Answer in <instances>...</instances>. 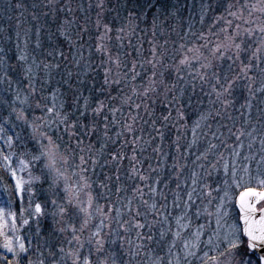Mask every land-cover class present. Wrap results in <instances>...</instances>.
Masks as SVG:
<instances>
[{
	"label": "trees",
	"instance_id": "trees-1",
	"mask_svg": "<svg viewBox=\"0 0 264 264\" xmlns=\"http://www.w3.org/2000/svg\"><path fill=\"white\" fill-rule=\"evenodd\" d=\"M3 4V10H6L10 15L7 14V18L3 21V14H0V45L6 48L9 56L15 57L21 53L27 54L29 64H32V59L35 57L36 63L32 64V69L34 80L36 79L38 101L40 102L41 108L45 106L46 102H50L51 107L55 108V111L51 114V118L48 119L47 123L49 121V123H51L53 120L59 123L60 118L56 115V112L67 114L70 120L78 115L76 106L73 102V96L75 90L79 88L82 94L81 100L83 97H88L89 95L94 98L93 101H91L93 107L95 106L96 100L99 99L104 100L106 105L110 104L112 107L119 109V111L113 113L106 107L103 113L98 117V120L101 122L98 128L102 129L103 116H108L109 136L115 139V132L123 129L124 122L127 121L131 123L132 117L137 116L134 105L136 103H141L142 97L138 99L136 95H133L130 86L124 88L127 95L131 97L128 103H124L119 97L109 101L106 95L100 94L99 84L102 82L103 73V67L100 65V61L106 60V56L102 52H98L97 48L102 44L105 45L111 51L114 59L119 53L121 59L119 71L121 75L131 67L133 60H143V71L139 63H137L136 68V71L140 72L141 75L145 77L144 81H141L139 78L136 81V91L138 93L143 92V88L139 87L141 83L147 86V76H150L152 72V65L148 63V61L152 60V49L153 47L155 48L156 57L161 61L156 67L157 81L160 79L159 73L163 71L165 84H176L177 89L184 90V95L180 98L179 104L173 102L171 106L172 115L167 122H163L159 119L162 113L167 115L168 111V104L164 100V85H157L159 91L151 94L152 100L147 101L151 116L145 113L144 105L143 103L141 104L139 116H137L134 124V132L137 136H142L143 140H138L135 147L137 149L141 147L144 149L142 153L137 151L136 155L138 161L143 165L142 174L148 177L147 181L142 182L137 177L128 179L131 173L128 170L129 162L127 158L124 160L123 166L121 167L119 182L115 180L114 176L116 166L111 162L104 164V159H108V153L110 151L120 149V144L124 140L131 141V135L127 133L119 142H108V148L105 149L104 158L101 159L103 167L98 164L94 175L91 172L88 173L92 180L111 184V191L101 189L98 183H93L91 188V192H96V194L98 192H103L102 195L109 198L99 199V204L105 207L107 211V207L111 205L121 207L128 198H131L133 200L134 209L139 206L141 213L147 211L149 215V206L153 204L154 201L158 202L160 206L162 205V201L160 194H158L155 199L150 197L152 194L149 192V188L144 186L145 183H153L154 185V181L159 179L160 184L158 185V192H162V185H167V192L175 188L176 174L175 170L171 167L173 158L175 157L177 160H181V151L183 150L186 159H194L193 155L189 153L190 151L193 154V149L188 146L187 143L184 148L182 147L183 140L190 138L189 136L183 137L182 133L185 129L183 127L193 128L197 126L196 122L200 121L199 127L207 129L212 123V111L219 108L217 105H210L208 103L209 96L206 95V93L210 92V84H202L197 76V71L203 70L192 64H190V67L188 66V68H185L180 61L186 56L189 61H192L193 57L199 55L197 51L186 53L188 49L184 44H194V40H199V45L195 44L203 50V56L210 55L209 50H204L209 47L212 48L214 44L220 42L222 38L217 32H214V36L208 35L207 27L211 26L213 22H216L219 19L218 16L225 18L228 0H151V4H149L148 0H102V5L101 0H30L29 2H24V4L19 0H14V10L8 3V9L5 3ZM16 5H22V7H16ZM98 5L101 6L98 7ZM129 11L140 16L137 22V32L133 37L124 35L123 39H118V36L121 34L117 32V28L125 22L123 18L127 16ZM153 16H158L155 27H153L152 24ZM202 17L205 19V22L202 25V29L200 28V32L197 33L196 25L199 21L198 19ZM65 21H68V23H65ZM97 21H99V24H97ZM105 24L112 29V31L107 34L105 32ZM188 25H194V30L192 32H187ZM199 27L201 26H198V28ZM217 28H219V26L215 29ZM17 31L20 33L19 49L16 47ZM25 33H27V37H25ZM66 37H71V39ZM259 37H261V34H256L250 37V39H244L243 42L248 45V41H250V44L253 45L254 48H257V40ZM25 39H27V46H25L24 43ZM37 39H39L40 42L39 47L36 44ZM129 39L131 40V45L138 46L139 55L137 51H133L132 47L129 45ZM253 40L256 41L253 42ZM77 49H81L82 52L77 53ZM61 53H63V55H61ZM126 53L128 55H125ZM81 54L83 59H81ZM249 57H251L250 54L242 57V60L247 63ZM77 61H79L80 67H77ZM225 61L223 63H225ZM11 63H16L15 58ZM257 63L258 61L256 59H252V64L254 66ZM261 63L260 66L264 67V62L261 61ZM89 64L91 68L88 67ZM125 64L127 68L124 67ZM37 65H39V67H37ZM45 65H48V67L45 68ZM56 65H59V67H56ZM108 66L112 69L110 75H114L118 69L114 64ZM177 68L180 70L179 76L183 78L182 80L177 79ZM237 68L238 67H236V69ZM254 69L255 67L253 70ZM216 70L221 71L219 63L216 65ZM69 72L72 73L71 77L68 75ZM77 73H79V79H77ZM10 76L14 81L18 78L17 74L11 75L10 73ZM255 76L259 78V73L257 72ZM193 77L196 78L193 79ZM94 84L96 85L95 88H93ZM192 84H195V89L192 88ZM201 87H203V91H201ZM252 90L254 94L259 93L258 89ZM248 92L249 90L247 91V88H242L237 94L242 100L245 99L247 101L251 97ZM113 95H116V93H113ZM173 95L179 98V92L173 91L167 94L168 100H171ZM213 98L214 95H212L211 99ZM61 103H63V109L60 108ZM129 104L133 105V107L130 108L128 106ZM262 104L263 103H260L259 107L264 111ZM177 108L183 113V118L177 116ZM208 112H211V116L207 120H200L201 114H206ZM145 120H147L148 123H144L143 121ZM153 120H155V126H153ZM52 129L55 130V134H53ZM52 129H48L49 135H52L55 143L59 144L64 154L68 156L70 150H66L65 148V144L69 140L68 135L64 133L62 126L56 128V125L52 124ZM157 129L159 132L163 133L162 140ZM199 131L203 133L202 130ZM57 136L61 137L63 142L58 140ZM72 142L75 143L74 140ZM92 144L94 151L100 148V142H98L95 137L92 139ZM158 146L160 149L159 152L153 151V149ZM3 147L6 149L5 146ZM131 147L132 145L129 143L125 145L122 150L125 151L128 156H131ZM30 150L32 152L35 151L34 148ZM78 163V159L72 161L73 166L71 167V172L75 170L74 165ZM191 163L192 161H189V164ZM149 165L155 168L156 171H150ZM105 175L112 176L113 179L111 181H106ZM1 176L5 179V175L1 173ZM5 181L10 187L11 184L9 180L5 179ZM161 181L163 184H161ZM31 185L32 187L34 186L33 192L35 195L37 192L41 193L43 201V192H51V189H53L51 188L52 184L49 178H39L34 184L32 181ZM134 186H139L142 189L144 199L148 200V206L139 203V193L133 190ZM27 187L28 185L26 188ZM117 187L122 189L119 193L117 192ZM28 195L29 193L26 191L24 194L25 198L22 201L23 204L16 198L15 194L12 196L10 204L13 205L17 217L21 215L22 210L20 207L24 206V209L28 207ZM45 199H47V195ZM173 199L172 197L169 198L167 202L168 205L175 206V200L172 203ZM40 201L42 202V200ZM112 213H114L115 217L111 219L113 223L132 220V217L127 215V217H124L125 220L120 221L117 218L115 210H113ZM125 213L126 212H124V214ZM136 219L140 220L142 223L145 220L143 215L136 217ZM147 220L149 221L148 217ZM157 221H159L158 223L161 222L159 219ZM18 225L20 229H22V227L28 228V231L34 229L31 225H23L21 220L18 221ZM116 225V231H118L119 235L123 236V223ZM145 229H147V226L140 231V236L146 234ZM26 234L25 231L21 235L26 237ZM35 234H33L34 240H36ZM106 235L107 233L104 231L102 235L103 238L106 237ZM44 237V234L41 233L37 238H40L42 242ZM53 250H55L54 247ZM0 251H2V248H0ZM31 258L36 260L35 252L31 253ZM250 258L255 264H258V257L255 254L250 253ZM144 263L145 260L142 264Z\"/></svg>",
	"mask_w": 264,
	"mask_h": 264
},
{
	"label": "snow or ice",
	"instance_id": "snow-or-ice-1",
	"mask_svg": "<svg viewBox=\"0 0 264 264\" xmlns=\"http://www.w3.org/2000/svg\"><path fill=\"white\" fill-rule=\"evenodd\" d=\"M149 4H151V0H148ZM261 3L264 4V0H261ZM102 5V0H101ZM101 5H98L101 6ZM16 7H22V5H16ZM232 5H229V9H231ZM260 11H264V7L259 9ZM229 15L236 16L237 13L229 11ZM242 19V16L240 17ZM124 23L117 28V32L121 34L118 36V39H123V36L126 35L128 37L135 36L138 29V20L140 16L129 11L127 16L124 18ZM158 16L152 17L153 27L156 26V21ZM68 23V21H65ZM247 23V21H246ZM99 24V21H97ZM231 24V21L229 22ZM105 32H111L112 29L105 24ZM127 29V31H126ZM260 33L261 37L258 38L259 45L249 57L248 62L245 63L244 60L241 59V54L246 51L244 47H242L243 41L241 40L239 43L237 42V38L240 36V25L236 24L232 33H228L227 29H221L224 34L223 42H217L210 49L209 56H197L193 57V59H197L200 61L199 68L203 71H197V76L201 80L202 84L208 83L210 84V92L206 93L209 96L208 103L210 105H214L219 102L221 107H225L232 103L231 100L225 99V96H230L232 91L234 90V85H236L237 81L247 80L248 84L246 87L249 90V95L252 96V84L255 83L257 77L255 75H249L250 72L253 71V68L258 71L259 79L261 82V86L258 89L259 92L264 93V67L260 66V59L262 50H264V27H261ZM143 31V30H141ZM247 34H252L253 30L251 28L245 29ZM19 31L16 32V47L19 49ZM25 37H27V33H25ZM71 39V37H66ZM25 46H27V39L24 41ZM129 45L132 47L133 51L138 52V46L131 45V40H128ZM37 46H40L39 39L36 41ZM77 53H81V49L76 50ZM98 52H102L106 56V60H101L100 65L103 67L102 73V82L99 84V92L101 95H106L109 101L117 99L119 97L124 103H128L131 100V97L127 95L124 91L126 86H130L133 95H136L138 99H141V103H136L134 105V109L139 116V111L141 109V104L144 105V111L149 116H151V112H149V105L147 103L148 100H152L153 93H157L159 88L157 85H164V100L168 104L167 115L163 113L159 117L163 122H167L171 117V106L173 102L176 104L180 103V98L184 95L183 89H177L176 84L167 85L163 79L164 72L161 71L159 73L160 79L157 81L156 76V67L160 60L156 57L155 48L152 49V60L148 61L152 65V72L150 76H147V86L143 83L139 85V87L143 88L142 93H138L136 91L137 85L136 81L139 78L141 81H144L145 77L141 75L140 72L136 71L137 63L140 64L141 70L143 71V60L140 61L133 60L131 63V67L121 75L119 71L121 67V59L119 53L114 59L111 51L105 46L100 45L97 48ZM63 55V53H61ZM125 55H128L127 53ZM15 58L16 63L13 64L11 61ZM81 59L83 56L81 54ZM229 61L226 65L223 63L225 60ZM252 59H256L258 63L254 66L252 64ZM214 61L219 62V67L221 71L216 70V66L214 65ZM237 61L239 64L237 65ZM35 57L32 59V64H35ZM182 65H188L190 62L188 57L186 56L184 59L180 61ZM32 64L28 63V56L25 53H21L16 55L15 57L9 56L8 51L4 47H0V85H6L4 91H10L11 86L13 84V79L9 75L10 72H14L17 74L18 79L15 81L17 84L16 95L14 100L9 101L3 95H0V106H4L8 109L7 115L0 116V141L3 144L7 145L8 153L5 154V149L2 145H0V169L6 170L9 179L14 180V183L9 187L4 184V189L8 194L9 201H11L12 196L15 194L18 196V199L23 201L25 196V192L27 191L31 196L33 189L31 188V171H29L31 162L34 161H44L45 167L48 169L49 173L52 174V183L54 185L59 184L61 181L63 182V190L67 194L65 202L58 204L56 200H52V205L57 209V211L51 213L53 217V223L55 227L53 228V240H59V236L55 235L56 233L64 234L70 233V238H65V241H61L60 244H54L52 240L48 237H45L43 240L44 248L47 250V256L51 259L48 261V264H94L93 252L100 254L104 250L105 240L102 236V232L104 228H111L110 224H106L104 219H100L97 224H93L92 222L96 219V214H100L101 216L108 217L111 220V213L115 210L117 217H122L123 213L126 212L129 216L132 217L131 221H124V224L132 223V225L137 229H144L146 226L148 228L149 233L152 231L153 223H158L159 221L153 220L151 223L148 222L147 216L148 212L141 213L139 206L135 209L133 208V200L128 198L121 207H116L115 205H111L108 208V211L105 212L102 210L99 205V199H109L102 195V193H97L96 197H93L91 188L93 183H98L101 189H106L111 191L110 183H100L98 180H92L88 175L91 172L93 175L96 172V167L101 164V159L104 158L105 149L108 148V142L116 143L121 141V138L125 136L127 133L131 135V141L124 140L120 144V149L112 150L108 153V159H104V164L111 162L116 166L115 168V180L119 182L120 180V171L123 166L124 160L127 158L129 162V171L131 175L128 176V179H132L133 177H137L140 181H147L148 177L142 174L143 165L137 159V151L143 152L144 149L141 147L137 149L135 147L137 141H142V136H137L134 132V124L136 122L137 116L132 117V122L129 123L127 121L123 124L122 130H117L115 132V139L109 136V122L108 116H103L102 129L98 128L100 125V121L98 117L103 113L104 109L107 107L110 112H117L119 109L112 107L110 104L106 105L104 100L97 99L95 102V106H92L91 101H93V97L89 95L88 97H83L81 100L82 94L79 91V88L75 90L73 96V102L76 106V111L78 115L74 116L71 120L69 119L67 114H62V112H56V115L60 118L59 123L53 120L51 123H43L38 124L37 121H43V117H36L32 120H29L28 112L23 108H17L16 102H19L21 105L27 104L29 96L26 94L21 100L20 92L22 89L20 88L21 84L27 83V92L34 93L36 91L33 86V69ZM114 64L118 69L114 75H110L112 72L111 67L108 65ZM235 66V67H234ZM39 67V65H37ZM48 65H45L47 68ZM59 67V65H56ZM77 67H80L79 61H77ZM91 68V65H88ZM127 68V65H124ZM236 67L239 68V72H236ZM167 70V69H165ZM179 68L176 69L177 79L182 80L183 78L179 76ZM69 77L72 76V73H68ZM196 77H193L195 79ZM77 79H79V73H77ZM96 85H93L95 88ZM192 88L195 89V84H192ZM178 91L179 98L176 95L172 96L171 100H168L167 94L169 92ZM201 91H203V87H201ZM116 93V95H113ZM215 95V100L211 99L212 95ZM190 99V98H189ZM154 102V101H153ZM130 108L133 105H128ZM31 108V105H28ZM37 108H40V104L37 102ZM47 113H53L55 111L54 107L44 106ZM251 104H249V108ZM60 108L63 109V103H61ZM219 113H217L218 115ZM177 116L179 118H183V113L177 108ZM211 116V112L202 113L200 116V120H207ZM144 123H148L147 120L143 121ZM153 126H155V120L152 121ZM52 124L56 125V128H60L62 126L63 131L66 135H68L69 140L65 144L66 150H70L68 152L67 157L61 156L60 159L66 165L72 167L73 165L69 164L70 161L79 160L78 164L74 165L75 170L72 172V176L77 177L75 185L71 182V177L67 174L66 171H61L57 165L58 153L57 149L60 147L59 144H54L52 135H49L47 131L42 132L41 128L52 129ZM200 121L196 122L197 127L199 126ZM9 126L11 128L18 127H29L31 128V139L35 140L34 152L31 153H21L17 155L16 152L11 151V149L18 142L21 147L25 146V138L21 137L19 132H14L11 135L8 134ZM53 134H55V130L52 129ZM161 140L163 139V133L159 132ZM39 133V135H37ZM96 138L98 142H100V148L97 150H93L92 139ZM58 140L62 141V138L57 136ZM75 141L73 143L72 141ZM63 142V141H62ZM150 142V141H147ZM131 144V152L132 155L128 156L124 149L125 145ZM213 147H215L213 145ZM159 146L153 151L159 152ZM178 150V149H177ZM38 153V154H37ZM79 153V154H78ZM24 155H29L31 160H26L23 158ZM13 157H15L18 161V167L13 166ZM87 157V159H86ZM199 159V157H198ZM171 167L175 170L176 178L179 179L180 173L186 167V164L181 163L175 157L173 158ZM203 167V165H201ZM149 169L152 172H155L156 169L152 168L149 165ZM28 171L29 179H25L23 173ZM113 179L112 176L105 175L106 181H111ZM156 185L160 184V180L156 179L154 181ZM197 183L196 179H192V184L195 185ZM237 187L240 186L239 180L235 181ZM0 184H3V177L0 176ZM259 184L264 186V179L259 180ZM28 185L26 188L25 186ZM145 187H148L150 193L155 194L157 192V188L153 187L152 184L145 183ZM167 187V185H165ZM177 187H180V184H177ZM205 188H208L209 185L205 184ZM88 190V191H85ZM122 189L117 187V192L119 193ZM133 190L139 193L138 200L140 204L148 206V200L144 199V194L142 189L139 186H134ZM195 191V189H193ZM85 192L86 199L81 200L80 193ZM209 196L211 192L207 193ZM228 192L225 191L224 197H228ZM189 201L192 200V193H188ZM94 201H96L94 206ZM31 203V200L29 201ZM260 205L258 208L257 205ZM239 205L240 212L243 213L242 217L238 219L243 220V228L241 231L246 235L248 240V248L252 250L253 254H255L256 249L259 247L261 250H264V190H258L255 187L246 186L245 190L239 195ZM34 212H29L27 217L22 218L23 225H29L30 222H34L35 224V232L36 235L40 234V222L41 218L45 215H48L45 208L40 203H35L33 205ZM152 210V214L154 216H158L160 213L157 211V205L155 203L149 206ZM190 210V205L188 206ZM224 207V200L221 198V203L217 205L216 211L218 214L217 218V227H219L220 219L219 214L221 213ZM71 208V211H69ZM134 213V215H133ZM257 213L259 216L257 217ZM144 216L145 220L142 223L140 220L136 219V217ZM7 216L10 218L11 228L9 231H5L6 225L9 223V219L5 216V209L0 207V248L3 251H0V264H45L44 252L40 249V241L33 246L35 253L38 254V258L33 260L31 258V253L33 249H30L28 244L26 243V238L23 235H20V229L17 225V214L15 212H9ZM168 217L164 216V223H167ZM63 222V223H62ZM176 223L179 225L180 220L177 219ZM91 225V228L89 227ZM182 227V226H181ZM233 228H236L233 225ZM128 229L125 228V231ZM168 231L171 232V226L169 225ZM89 233L85 236V233ZM164 231L160 232L161 237L164 236ZM141 233L138 232V236ZM181 235L180 231L177 230L175 233V237L179 238ZM235 236V233L232 234ZM82 236L84 239H82ZM197 240L201 236V233L198 231L196 233ZM147 240L151 241L153 237L151 235L147 236ZM227 241V247L229 249H235L238 247V244L234 241V239L229 237H224ZM67 244V247L61 246L63 244ZM115 243V241H112ZM221 243V238L217 233V240L214 244L212 236L208 237V245L211 247H215L219 250V246ZM73 244L75 245L73 247ZM88 246V252L86 255L82 254V249L85 248V245ZM93 245H95L93 249ZM53 247H56V251H53ZM176 247L175 240H173L168 248L167 255L172 257V250ZM183 247L185 249L184 254V264H191V261L188 259L189 257H195L198 251H201L197 244H192L191 246L184 242ZM195 249V251L193 250ZM220 255H224L221 251ZM247 255V254H245ZM212 261L213 264H220L218 258L216 256H209V252L205 251L203 253V257L201 258V264H207L208 261ZM258 264H264V255H260L257 258ZM96 264H107V259L100 260L99 255L96 256ZM112 264H116L115 258H112ZM157 264H163V258L157 261ZM167 264H181V257L179 254H176L172 259H169ZM234 264H245L244 261L234 262ZM247 264H251V260L247 261Z\"/></svg>",
	"mask_w": 264,
	"mask_h": 264
},
{
	"label": "rangeland",
	"instance_id": "rangeland-1",
	"mask_svg": "<svg viewBox=\"0 0 264 264\" xmlns=\"http://www.w3.org/2000/svg\"><path fill=\"white\" fill-rule=\"evenodd\" d=\"M19 1L24 4V2H29L30 0ZM3 3H5L7 9L9 7L8 4L13 7V10L15 5L14 0H0V14H3V21H5L8 13L6 10H3ZM227 5L228 8L225 18L218 16L219 19L216 22H213L211 26L207 27L208 35L214 36V32H217L222 38L220 42H223L224 34L221 29H227L228 33H232L236 24L240 25V36L237 38L238 43L241 40L244 41L246 38L250 39V37L255 36L256 34H261L259 29L264 27V11L259 10L260 8L264 7V4L261 3V0H228ZM229 5H232L231 9H229ZM229 11L235 12L237 15H229ZM241 16L242 19L240 18ZM198 20L199 21L196 25L197 33L200 32L202 25L205 22L203 17L199 18ZM230 21L231 24H229ZM198 26L201 27L198 28ZM218 26L219 28L215 29ZM247 28H251L253 30L252 34H247L245 32V29ZM193 30L194 25H188L187 32H192ZM194 41V44L191 45H189V43L184 44V46L188 49L186 53L188 54L191 51H197V54H199L198 56H203V50L197 46L199 45V40ZM255 41L256 40H253V42ZM246 44L244 42L242 44V47H244L246 51L241 54V59L246 55H251L256 49L250 44V41H248V45ZM257 44V46H260L258 40ZM209 48L211 49V47ZM209 48H206L204 51H210ZM260 60L264 62V50H262ZM261 61H259L260 65L262 64ZM189 62L195 67H199V60L193 59ZM218 63L219 62L214 61L215 66ZM227 63H229V61L226 59L224 64ZM238 64L239 61H237V65ZM183 66L188 68V65ZM255 70L256 69L250 72L249 75H255L258 72ZM236 72H239V68L236 69ZM10 73L11 75L16 74L14 72ZM247 84V80H240L236 82L232 94L230 96H225V99L232 101V103L227 105L226 108L221 107L219 102L214 104L215 106H219V108H217L215 111H212V123L207 129H202L199 126H194L193 128L183 127L185 128L184 132L182 133L183 137L189 136L190 138H187L188 141L187 139L183 140L182 147L184 148L188 144V146H190L194 151L193 154L189 151V153L193 155L194 159H186L184 151H181V160L179 161L183 164H186V167L180 173L179 179H177L175 176L176 186L173 190L167 192V187L162 185V192H158V185H153L152 183L153 187L157 188V192L155 194L151 193L153 197H150L155 199V197L160 194L162 205L159 206V203L154 201V203L157 205V211L160 213L158 216H154L152 214L151 208L149 207V215L147 216L149 219L148 222L151 223L153 220H161L160 223H153L151 233H149L147 228L145 229V235L138 236V232L140 233V231H142L141 229L135 228L132 223L124 224L123 220H125L124 217H127V213H123L122 217H117L123 222L118 221L115 223L111 222V220H109L106 216L96 214V219L92 222L93 224H97L100 219H104L106 224L111 225V228L109 229L106 227L103 230V232L105 231L107 233L106 237H104V250L100 254L93 252L94 264H96L97 255H99L100 260L107 259V264H112L113 257L115 258L116 264H142L144 260V264H157V261L160 260L161 257L163 258V264H167L168 260L172 259L176 254L180 255L181 264H184V242H187L190 246L195 243L201 250L197 252L195 257L188 258L191 261V264H201V258L203 257V253L205 251L209 252V256H216L220 264H234V262L239 261H244L245 264H247L249 259L251 260V264H255L250 258L251 252L249 251L247 240L242 234L240 221L238 219L239 216L237 215L235 207L237 194L245 189L246 186L264 190V186L259 184V180L264 179V111H262L259 107V104L263 103L262 108L264 109V97L263 93L259 92L257 94H253L247 101L245 99L242 100L237 92L242 88H247ZM33 86L37 90L36 79L34 80ZM260 86V79L257 78L255 83L252 84V89L257 90L260 88ZM5 87L6 85H0V95H3L9 101L14 100L17 88L15 81L13 80L10 91L5 92ZM20 88L22 89L20 92L21 100H23L26 94L29 96V99L27 104L24 105L16 102V107H23L29 114V120H32L36 117H43V121H37V123L43 124L47 122L48 119L51 118L52 113H47L44 106L42 108L41 105L40 108L36 107L37 102L40 104L38 101L39 98L37 91L34 93H28L27 83L21 84ZM213 100H215V95ZM249 104H251L250 108ZM28 105H31V108H29ZM45 105L51 107L50 102H46ZM7 111L8 109L6 107L0 106V116L7 115ZM217 113L219 114L217 115ZM199 130H202L203 133H200ZM41 131L48 132V129L42 127ZM14 132H19L21 137L25 138V146L21 147L17 142L11 151L16 152L17 155L25 152L31 153L32 151L30 149L34 148L35 145V140L31 139V128H11L9 126L8 134L11 135ZM37 135H39V133H37ZM53 142L56 144L54 140ZM0 145L6 147L5 154H7L9 151L7 145L3 144L2 141H0ZM213 145L215 147H213ZM57 153L58 158L56 166L61 171H66L71 177V182L73 185H75L77 177L72 176L71 167L64 164L60 159L61 156H67L64 154L61 147L57 149ZM23 158L29 161L31 160L29 155H24ZM189 161H192V163L189 164ZM0 163H2V160H0ZM69 164L72 165V161H70ZM201 165H203V167H201ZM13 166L18 167V161L15 157H13ZM29 171H31L32 174L31 180L33 181V184L39 178H49L52 184L51 188L53 189H51V192H43L44 201L40 192H37L36 195L34 192H32L31 196L28 195V207L26 209H24V206L20 207L22 211L21 215L17 217L16 226H19L18 221L21 220L22 222V218L27 217L29 212H34L33 205L35 203H40L48 213V215H45L41 218L40 234L43 233L44 236L52 240L54 244H60L61 241H65L66 237L70 238L71 234L56 233L55 235L59 236V240L52 239L53 228L55 225L53 223V217L51 213L57 211V209L52 205L51 201L56 200L58 204L65 202L67 194L63 190V182L61 181L56 185L52 183V174L49 173L48 169L45 167V162L42 160L31 162ZM1 173L5 175V179L9 180L11 185L14 183V180L9 179V175L6 170L0 169V176ZM23 175L26 180L29 179L28 171H25ZM5 179L3 178V184H0V207L5 209V216L7 219H9V223L6 225L4 230L9 231L11 228V223L7 214L9 212H15V210L13 205L10 204L11 201H9L8 194L3 186L6 184ZM192 179H196L197 183L195 185L192 184ZM236 180H239L240 182L239 187H237L235 183ZM178 183L180 184L179 188L177 187ZM161 184H163L162 181ZM205 184L209 185V187L205 188ZM31 188L33 189L34 186L32 187L31 185ZM193 189H195V191H193ZM209 191L211 192L210 196L207 194ZM225 191L228 192V197H224ZM190 192L192 193L191 201L188 199V193ZM100 193L103 194V192ZM46 195L47 199H45ZM92 195L93 197H96L97 194L96 192H92ZM170 197L174 198L172 203L175 200V206L168 205L167 202L169 201ZM16 198L18 199L17 195ZM80 198L81 200L86 199L85 192L80 193ZM221 198L224 200V207L219 214L220 224L219 227H217L218 214L216 208L217 205L221 203ZM30 200L31 203H29ZM40 200H42V202ZM19 201L21 204H23L21 200ZM95 203L96 201H94V206ZM99 205L101 206V204ZM189 205L190 210L188 207ZM109 207H107V209ZM101 208L103 211H107L105 207L101 206ZM69 211H71V208H69ZM165 215L168 217L167 223L163 222ZM111 217L115 218L114 213H111ZM177 219L180 220L179 225L176 223ZM119 223H123V236L119 235L118 231L115 229V226H117L116 224ZM30 225L33 226V230L31 229L28 231V228L22 227V229H20V227H18L20 229L19 234L21 235L26 231V243L30 249H33V246L38 240L40 241V249L44 252L43 258L45 259V264H48V261L51 258L47 256V250L44 248L43 241L41 242L40 238H37L39 236L35 234L34 222H30L29 226ZM169 225L171 226V232L168 231ZM233 225H235L236 228H233ZM89 227L91 228V225ZM125 228L128 230L125 231ZM162 230L165 233L163 237L160 235ZM177 230H179L181 233L179 238L175 237ZM198 231L201 233L199 240H197L196 236ZM217 233L221 238L219 250H217L215 247L210 248L208 245V237L210 235L212 236L213 242L215 244L217 240ZM233 233H235V236L232 235ZM33 234H35L36 240L33 239ZM88 234L89 233L86 232L85 236ZM149 235L153 237L151 241L146 239ZM224 237L234 239V241L238 244V247L235 249H229L227 247V241L224 239ZM82 239H84L83 236ZM173 240H175L176 247L172 250V257H170L167 255V252L169 245ZM112 241L116 242L112 243ZM61 246L67 247V244L65 243ZM74 246L75 245L73 244V247ZM92 247L94 249L95 245ZM54 248L55 250L53 251H56V247ZM193 250L195 251V249ZM221 251L224 253V255H220ZM32 252H35L34 249ZM87 252L88 246L86 244L85 248L82 249V254L86 255ZM37 258L38 254L36 253V259ZM207 264H213V262L209 260Z\"/></svg>",
	"mask_w": 264,
	"mask_h": 264
},
{
	"label": "water",
	"instance_id": "water-1",
	"mask_svg": "<svg viewBox=\"0 0 264 264\" xmlns=\"http://www.w3.org/2000/svg\"><path fill=\"white\" fill-rule=\"evenodd\" d=\"M259 190V189H258ZM244 191V190H243ZM243 191H241V192H243ZM240 192V193H241ZM240 193L238 194V196L236 197V201H235V203H236V207H237V210H238V212H239V216L240 217H242V215H243V213H241L240 212V205H239V195H240ZM259 206V204L257 205V207ZM259 216V213H257V217ZM240 223H241V227L243 228V220L242 219H240ZM245 237H246V235L245 234H243ZM247 238V237H246ZM250 251H252V250H250ZM255 254L257 255V256H260V255H264V250H261L259 247L256 249V251H255Z\"/></svg>",
	"mask_w": 264,
	"mask_h": 264
}]
</instances>
